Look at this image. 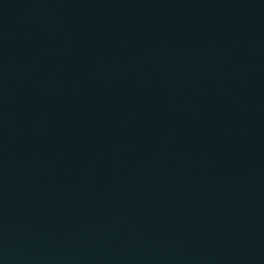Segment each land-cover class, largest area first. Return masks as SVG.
I'll return each instance as SVG.
<instances>
[{
  "label": "water",
  "instance_id": "95a60500",
  "mask_svg": "<svg viewBox=\"0 0 264 264\" xmlns=\"http://www.w3.org/2000/svg\"><path fill=\"white\" fill-rule=\"evenodd\" d=\"M0 264H264V0H0Z\"/></svg>",
  "mask_w": 264,
  "mask_h": 264
}]
</instances>
